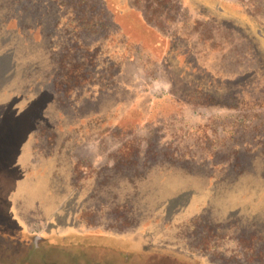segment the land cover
<instances>
[{"label": "rangeland", "instance_id": "374dc122", "mask_svg": "<svg viewBox=\"0 0 264 264\" xmlns=\"http://www.w3.org/2000/svg\"><path fill=\"white\" fill-rule=\"evenodd\" d=\"M0 264H264V0H0Z\"/></svg>", "mask_w": 264, "mask_h": 264}]
</instances>
